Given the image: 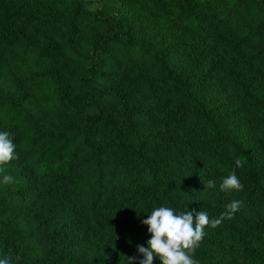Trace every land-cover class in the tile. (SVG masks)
I'll return each instance as SVG.
<instances>
[{
  "label": "rangeland",
  "instance_id": "obj_1",
  "mask_svg": "<svg viewBox=\"0 0 264 264\" xmlns=\"http://www.w3.org/2000/svg\"><path fill=\"white\" fill-rule=\"evenodd\" d=\"M62 1L65 13L72 16L75 11L81 19L89 12H97L100 16L117 13L123 18L129 37L142 38L160 49L174 72L184 78L197 97L212 104L216 114L225 118L231 138L256 157L258 170L254 180H248L244 170L232 163L243 188L221 191L222 178L228 175L210 168L202 154L191 151L190 147L201 149L214 158H223L222 154L194 119L184 115L176 103L164 98L154 86L151 75L141 66L148 65L150 57L133 45L130 52L140 63L130 60L123 54L119 37L118 42L112 41L105 33L94 32L74 18L32 14L26 8L0 3V31L21 32L40 47L55 49L70 62L49 81V74H45L50 67L49 61L36 62L34 55L29 66L33 75H26L16 72L11 59L0 50V93L21 100L36 116L39 128L65 127V118L74 125L85 124L97 114L95 106L108 115L120 129L123 150L116 146L113 133L102 122L95 129L93 143L102 156L111 160V182L115 185L112 200L124 209L127 203L138 207L143 201L140 197L143 189L150 185V175L140 164L142 161L136 158L117 112L119 101H128L140 113L136 121L147 147H151L149 167L184 179L182 183L163 182L162 188L183 196L193 193L198 198V210L218 202L224 207L234 200L242 202L240 210L228 223L206 227L205 235L210 234L214 240L224 243L232 237L240 238L250 247L264 249L260 244L264 242V231L250 233L242 226L264 219V196L261 194L264 189V101L251 93L241 92L232 82L234 77L241 83L249 79L242 64L249 56L246 49L237 50L231 39L220 36L215 38L206 55L195 56L183 51L179 43L195 45L201 42L205 45H199L200 48H206L205 37L190 20L169 10L158 12L149 0H93V5L74 10L66 4L68 0ZM239 13L240 19H252V23L259 24L264 18V0H240ZM198 18L205 27L209 26L207 17L204 19L199 14ZM48 58L53 59L51 55ZM61 76L83 80L98 94L88 93L71 99L59 88L57 78ZM13 143L18 158L12 160L8 170L1 172L0 179V248L6 243L18 251V255L35 259L46 254L52 246L74 255L80 264H125L124 257H135L139 264L143 257L131 252L129 243L132 242L130 233L141 223L138 213L127 219L124 231L115 233L106 220L100 227L87 222L79 206L86 192L81 183L73 193L72 188L62 182L35 178L27 189L17 191L22 183L19 173L26 172L28 148L21 138ZM4 175H11L14 182L3 183ZM209 180L215 181L214 188L204 187ZM161 206L168 207L164 200ZM127 217L123 212L118 215L119 219ZM6 253L5 256L11 252ZM153 264H160L159 259H154Z\"/></svg>",
  "mask_w": 264,
  "mask_h": 264
},
{
  "label": "trees",
  "instance_id": "obj_2",
  "mask_svg": "<svg viewBox=\"0 0 264 264\" xmlns=\"http://www.w3.org/2000/svg\"><path fill=\"white\" fill-rule=\"evenodd\" d=\"M149 2L158 12L169 10L190 20L194 24V28L203 34L207 41L206 48H200L199 45H205L201 42L195 45L188 42L179 43L182 50L191 55H206L207 51H210L211 44L216 41L215 38H220V36L231 39L235 43L236 49H246L249 56L242 64L248 71L249 79L241 83L234 77L232 82L238 86L241 92L251 93L252 96L264 101V18L260 19L259 24L252 23V19L249 21L246 18L240 19V0H149ZM0 3L6 4V6L26 8L32 14L66 19L74 18L94 32L105 33L106 37L109 36L112 41L118 42L117 38L119 37L118 39L123 43L124 56L140 63L139 59L130 52L133 45L137 46L140 53L148 55L151 59L148 65L141 66L151 75L154 86L164 98L176 103L184 115L194 119V122L205 131L207 138L216 145L223 158L211 157L203 150L194 147H190V150L198 155L202 154L210 168L220 169L227 175L234 172L235 161L239 159L242 164L239 168L244 170L245 177L250 181L254 180L253 176L258 170V160L253 154L249 155L241 144L231 138L225 118L216 114L212 104L197 97L196 92L183 80L184 78L174 72L170 61L166 59L160 49H155L150 42L142 38L129 37L127 26L121 15L108 13L100 16L97 12H89L85 19H81L75 11L72 16L65 13V2L62 0H0ZM66 4L74 10L91 6L94 1L68 0ZM199 14L203 18L207 17L208 27H205L198 18ZM102 42L106 43L105 40ZM0 50L3 55L11 59L16 72L26 75H33L29 66L34 55L37 57L36 62L49 61L50 67L45 70V74H49V81H52V78L66 65H70V62L58 51L53 48L40 47L29 36L21 32L0 31ZM49 55L53 59L50 60ZM1 78L2 75H0ZM57 79H59L60 90L71 99L88 93H91L92 96L98 94L83 80H73L67 76ZM95 112L97 114L92 115L94 117L89 118L85 124L74 125L72 121L65 118V127L44 129L36 125V116L26 105L21 103V100L14 99L7 93H0V132H8L12 141L21 138L28 148L26 167H24L26 172L25 174L19 173L22 183L16 190L24 191L30 181L35 178L62 182L72 188L73 193L76 191L75 187L81 183L86 192L83 194L79 206L83 210L87 222L92 226L100 227L106 220L115 233L124 231L127 219L135 213H138L140 221L147 219L154 208L161 206L163 200L166 201L168 207L177 212L199 211L197 209L198 198L193 193L183 196L180 192L172 193L161 187L163 182L182 183L184 179L175 174L154 171L149 167L151 147H147L145 138L141 135V128L136 121V117L140 113L128 101L122 100L118 103L117 112L128 133V139L135 151L136 158L142 161L140 164H143V169L150 175V185L143 189V193L140 195L143 201L138 207L127 203L124 209L113 203L112 195L115 185L111 182V160L102 156L99 149L94 146L93 138L95 129L98 128L99 122H102L113 133L112 139L116 141V146L123 150L122 142L119 140L121 138L120 129L99 107L95 106ZM145 147L147 148L144 149ZM224 158L226 159L223 160ZM11 165L12 161L0 168L8 170ZM1 177L2 173L0 172V179ZM1 182L0 180V186H2ZM2 190L6 191L5 188ZM261 194L264 196V189L261 190ZM222 206L223 203L218 202L214 206H207L202 210L208 213L210 219H215L226 211V207ZM112 209H120V211L118 210L119 212L115 214L112 213ZM121 212L128 214V217L119 219L118 215ZM230 220L225 218L221 223H228ZM242 226L250 233L258 230L263 232L264 219L259 218L255 223L250 225L244 223ZM262 236L264 241V235ZM130 237L132 239L130 251L134 253H137V245L147 247V241L151 238L147 227L142 223L134 233H130ZM260 244L262 246L264 242ZM8 246L10 245L5 243L0 248V258L10 251L11 253L7 256L13 258V264H80L74 255L55 250L52 246L46 254L35 259L24 258L22 255H18V251H14L12 246L9 248ZM16 256L20 257L16 259ZM193 258L199 264H264V249L250 247L240 238L232 237L231 240L224 243L214 240L210 234H206L193 254Z\"/></svg>",
  "mask_w": 264,
  "mask_h": 264
},
{
  "label": "clouds",
  "instance_id": "obj_3",
  "mask_svg": "<svg viewBox=\"0 0 264 264\" xmlns=\"http://www.w3.org/2000/svg\"><path fill=\"white\" fill-rule=\"evenodd\" d=\"M16 145L13 143L8 132H0V166L7 165L17 159ZM237 168L241 167V161H235ZM3 168H0V172ZM14 182L11 175L3 176V183ZM215 181L209 180L204 187L214 188ZM220 190L240 191L243 186L235 172L222 178ZM241 201L234 200L226 206V211L219 218L210 219L208 213L203 210L198 212H177L173 208L160 206L154 208L147 219L141 221L147 227L150 239L147 247L137 245V253L143 257L139 264H153L154 259H159L160 264H199L193 258V254L202 242L208 226L218 227L227 218L232 219L234 214L240 210ZM129 243H131L129 241ZM125 264H136L135 257H124ZM18 259V258H17ZM0 264H13L11 256L0 258Z\"/></svg>",
  "mask_w": 264,
  "mask_h": 264
}]
</instances>
